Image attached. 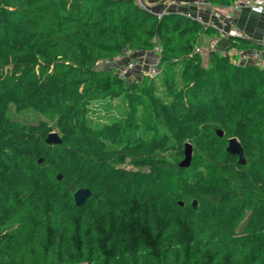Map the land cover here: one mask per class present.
Returning a JSON list of instances; mask_svg holds the SVG:
<instances>
[{
    "label": "trees",
    "instance_id": "obj_1",
    "mask_svg": "<svg viewBox=\"0 0 264 264\" xmlns=\"http://www.w3.org/2000/svg\"><path fill=\"white\" fill-rule=\"evenodd\" d=\"M204 33L219 31L135 0H0V264H264V68L220 47L204 65ZM127 51L157 55V73L96 64ZM117 97L119 116L93 124V104Z\"/></svg>",
    "mask_w": 264,
    "mask_h": 264
},
{
    "label": "built area",
    "instance_id": "obj_2",
    "mask_svg": "<svg viewBox=\"0 0 264 264\" xmlns=\"http://www.w3.org/2000/svg\"><path fill=\"white\" fill-rule=\"evenodd\" d=\"M135 1L140 8L153 11L154 13L158 15V17H161L163 13L168 12L174 8L176 11L184 14L185 16L195 19L197 22L202 24L204 28L215 27L218 29V31H223V28L217 26L213 20H210V19L206 20L199 14L193 15L191 12H186V11L183 12L177 9V6L185 5V2H179L176 0H156L154 2L153 0H135ZM157 4L162 5L163 7L162 10L160 11L156 10L155 6ZM197 5H203V6L208 7L211 10L214 17L221 20L223 26L228 24V20L229 18H231V15H225V16L222 15L220 13V7L219 6L215 7L211 5L208 2V0H199ZM224 8L234 9V10L248 9V10H252V11H256L261 14H264V0H235L234 3L228 6H224ZM229 33L235 36L236 38L243 37L242 33L239 32L238 30L231 29L229 30ZM209 47L211 51L217 50L219 48V38H214L210 42ZM203 49L204 48L203 47L201 48L199 45L196 47V51L200 53L203 52ZM222 51L224 55L230 56L231 60L235 63H243V64L252 63L256 66L264 68V40L258 41V46L252 49L232 47L229 50H226L225 48ZM153 52L159 54L161 52V47L156 46L153 49ZM123 58H128V59H125L124 63L118 67V74L121 77L128 76L135 69H138V68L140 69L142 65L144 64V61L147 59L146 55L144 54H139L138 52H136L135 54L132 55V51H127L125 52V55L122 57L118 56L111 60H105V61L98 60L96 64L97 66H99V65L106 64L109 62H118L122 60ZM152 62L153 63L150 64V66H148L144 70V72L150 76L155 75L158 71L157 67H158L159 60H158L157 55Z\"/></svg>",
    "mask_w": 264,
    "mask_h": 264
},
{
    "label": "crops",
    "instance_id": "obj_3",
    "mask_svg": "<svg viewBox=\"0 0 264 264\" xmlns=\"http://www.w3.org/2000/svg\"><path fill=\"white\" fill-rule=\"evenodd\" d=\"M156 0H153V2ZM179 2H185V5L177 6V9L183 12H191L193 15H201L204 19L213 20L214 23L223 28V31H219L218 35H208L206 33L201 34L199 38V46L203 49L202 57L205 58L208 64L210 62V42L214 38H219V47L225 49L228 45H230L232 38L236 39L235 36L229 33V30L234 29L238 30L242 33L244 38L251 39L255 42L260 40H264V14H261L256 11L242 9V10H234V9H226L224 7H220V13L222 15H231V18L228 20V24L223 26L220 19H217L212 14L211 10L203 5H197L199 0H176ZM156 10H162V5L157 4L155 6ZM174 9V8H173ZM172 9V10H173ZM175 10V9H174ZM152 53H146V58L148 59ZM156 57V55H155Z\"/></svg>",
    "mask_w": 264,
    "mask_h": 264
},
{
    "label": "rangeland",
    "instance_id": "obj_4",
    "mask_svg": "<svg viewBox=\"0 0 264 264\" xmlns=\"http://www.w3.org/2000/svg\"><path fill=\"white\" fill-rule=\"evenodd\" d=\"M197 45H199V43ZM154 59H155V54L152 53L151 56L144 61V64L140 69L138 68L133 70V72L129 76L130 79L129 81L133 82L134 80L136 81L142 80V77L146 75L144 70L148 66H150V64L153 63L152 61ZM205 61L206 59L204 58L203 64L207 66L208 63ZM122 103H123L122 97H117L113 100H106L103 102L94 103L92 111L89 114V118L91 119V122L93 124H100L104 121L110 122L113 117L119 116V108L122 106ZM10 115L17 120H22L32 123H37L40 119L43 118L39 113L33 111L32 109H24L21 111H16L13 105L10 107ZM54 130L57 129L55 128ZM167 158H169L171 162H174L172 161L173 159H171L170 156H167ZM171 162H168L169 165L171 164ZM122 166L128 169H137V167L134 166L129 160H126Z\"/></svg>",
    "mask_w": 264,
    "mask_h": 264
},
{
    "label": "water",
    "instance_id": "obj_5",
    "mask_svg": "<svg viewBox=\"0 0 264 264\" xmlns=\"http://www.w3.org/2000/svg\"><path fill=\"white\" fill-rule=\"evenodd\" d=\"M218 134L220 136L223 135V131L218 129L217 130ZM46 142L51 144H60L62 142V139L60 135L58 134L57 131H52L48 134L46 137ZM226 150L232 154L236 155L238 157V162L240 164H245L246 163V157L244 154V148L240 142V140L237 137H230L228 139V144L226 147ZM185 156L184 158L179 162V165L181 167H188L192 161V155H193V145L190 142L185 143ZM61 174L58 175V178L61 179ZM91 190L90 188L87 187H80L75 190L73 193V198L75 201L76 206H82L86 203L87 199L91 196ZM181 204H183L182 201H180ZM193 206L194 208L197 207V200H193Z\"/></svg>",
    "mask_w": 264,
    "mask_h": 264
}]
</instances>
